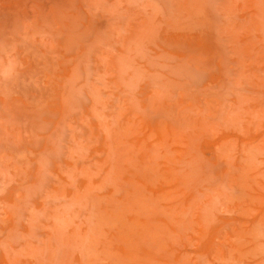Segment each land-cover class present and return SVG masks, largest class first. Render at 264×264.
<instances>
[{
    "label": "rangeland",
    "instance_id": "rangeland-1",
    "mask_svg": "<svg viewBox=\"0 0 264 264\" xmlns=\"http://www.w3.org/2000/svg\"><path fill=\"white\" fill-rule=\"evenodd\" d=\"M0 264H264V0H0Z\"/></svg>",
    "mask_w": 264,
    "mask_h": 264
}]
</instances>
